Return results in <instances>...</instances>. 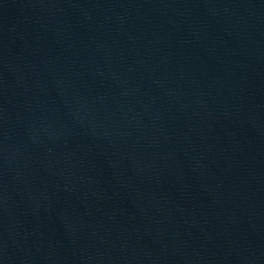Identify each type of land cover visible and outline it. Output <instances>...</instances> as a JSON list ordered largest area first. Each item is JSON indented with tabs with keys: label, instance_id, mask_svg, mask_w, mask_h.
I'll list each match as a JSON object with an SVG mask.
<instances>
[{
	"label": "water",
	"instance_id": "water-1",
	"mask_svg": "<svg viewBox=\"0 0 264 264\" xmlns=\"http://www.w3.org/2000/svg\"><path fill=\"white\" fill-rule=\"evenodd\" d=\"M0 264H264V0H0Z\"/></svg>",
	"mask_w": 264,
	"mask_h": 264
}]
</instances>
